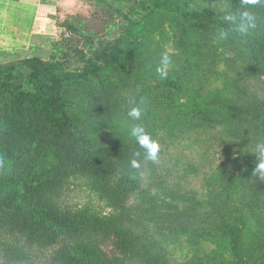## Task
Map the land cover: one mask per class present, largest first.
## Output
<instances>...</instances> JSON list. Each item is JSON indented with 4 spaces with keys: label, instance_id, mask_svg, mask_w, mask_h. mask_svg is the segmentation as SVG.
<instances>
[{
    "label": "trees",
    "instance_id": "16d2710c",
    "mask_svg": "<svg viewBox=\"0 0 264 264\" xmlns=\"http://www.w3.org/2000/svg\"><path fill=\"white\" fill-rule=\"evenodd\" d=\"M132 1L140 5L142 14L129 18V27L116 41L100 44L90 56L82 54L80 70L67 72L60 62L38 58L23 62L29 70L27 80H17L13 67L0 69V230L17 234L25 246L7 244L4 252L22 260L25 249H52L54 264H172L157 236L189 235L217 242L228 249L236 264H247L252 252L245 238L255 227L254 252L259 253L258 264H264V244L261 247L256 238L263 225H256L259 206L249 201L258 199L255 193L264 199V177L254 173L257 158L241 171L250 195L243 192L240 202L233 201L235 176L210 186L204 201L180 206L150 198L129 205L141 178L140 169H133L131 161L137 160L141 167L147 161L144 149L130 135L134 124H142L154 138L158 132L200 129L202 120H212L199 105L187 108L182 102L195 77L190 59L207 46L199 42L207 27L193 21L191 0H150L146 5ZM227 2L231 12L241 8L240 0ZM254 12L257 26L245 37L230 32L224 19L212 23L229 31V38L246 54L252 75L261 78L264 86V7L257 6ZM160 17L175 24L178 31L181 23L186 28L177 44L180 53L169 52L172 64L167 78L145 85V77L158 72L160 57L166 52L158 43L153 48L154 23ZM192 31L201 33L195 42L188 40ZM210 52L214 58L219 55L213 47ZM132 107L142 108L140 121L128 117ZM74 108L102 127L122 123L128 133L113 145L95 148L72 117ZM195 114L203 117L196 119ZM236 114L245 115L244 122L254 127L258 142H264V97L251 98ZM137 152L139 156L134 155ZM51 153L58 159L54 165L47 164ZM79 177L90 180L108 213L90 205L69 207L61 202L62 190ZM65 237L70 240L60 245ZM179 264L209 262L190 255Z\"/></svg>",
    "mask_w": 264,
    "mask_h": 264
},
{
    "label": "rangeland",
    "instance_id": "374dc122",
    "mask_svg": "<svg viewBox=\"0 0 264 264\" xmlns=\"http://www.w3.org/2000/svg\"><path fill=\"white\" fill-rule=\"evenodd\" d=\"M140 2L146 5L150 0ZM190 5L193 21L207 27L199 38V42H206L207 46L190 59L195 77L184 91L182 102L187 108L199 105L200 110L212 120H202L200 129L164 131L154 136L153 139L160 145L159 159L156 163L147 160L140 168L141 178L130 196V206L145 203L150 198L164 199L180 206L204 201L210 186L235 176L238 177L234 187L237 195L232 193L233 201L240 202L238 197L243 192L250 195L241 171L254 163L257 158L255 146L259 142L253 134L254 127L244 122L245 115L234 113L243 109L251 98L263 99L262 79L252 75L247 56L238 44L229 37L222 39L220 34L224 31L213 27L214 19H223L229 12L227 0H212L210 3L191 0ZM139 6L132 0H0V69L13 67L12 73L17 80H27L29 70L23 62L38 58L46 62H60L67 72H76L84 66L82 54L90 56L100 44L113 43L122 36L123 30L129 27V18L134 20L142 14ZM181 25L178 31L175 24L163 17L158 18L154 23L153 38L156 43L153 48L158 43L167 52L180 53L177 44L181 30L186 28ZM189 34L188 40L194 42L201 35L197 31ZM210 47L217 51V57L212 56ZM183 66L181 63L180 67ZM159 80L157 72L147 75L143 82L153 85ZM70 113L85 139L95 148L113 145L128 133L122 123L102 127L87 120L76 108ZM194 117L197 119V114ZM47 160L48 165L58 162L53 153ZM169 195L177 199L171 201ZM255 196L258 199L249 201L259 206L255 211L258 218L256 225H263L256 238L262 247L264 199L257 193ZM179 197H183V202L179 201ZM60 199L69 207L90 205L100 213H108L106 202L93 189L90 180L84 177L71 180L62 190ZM250 232L245 239L252 259L249 261L248 258L247 264H258L259 253L254 252L252 242L256 228L253 227ZM18 238L9 230H0V264H54L52 249H25L24 259H11L4 252V247L7 244L25 247L24 241ZM157 238L166 259L172 264H179L190 255H197L209 264H236L228 249L219 247L217 242L189 235ZM67 240L70 239H61L59 244L67 243Z\"/></svg>",
    "mask_w": 264,
    "mask_h": 264
},
{
    "label": "clouds",
    "instance_id": "9594fccd",
    "mask_svg": "<svg viewBox=\"0 0 264 264\" xmlns=\"http://www.w3.org/2000/svg\"><path fill=\"white\" fill-rule=\"evenodd\" d=\"M241 8L236 12H227L223 19L230 25V32H234L241 37H245L251 30H254L257 26L258 17L254 12V8L257 6L264 7V0H240ZM229 31H224L220 34L222 39L229 37ZM172 64V56L169 52L162 53L160 57V67L158 73L161 79H165L168 76V68ZM142 103V102H141ZM128 117L132 121H140L142 119L143 110L141 107H132L128 113ZM130 135L135 138L136 143L140 148L144 149L145 159L156 163L159 159L160 145L158 141L154 140L151 135L145 130L142 124H134L131 128ZM256 157L257 163L254 169V173L261 177H264V142L256 144ZM134 155L139 156L137 152ZM2 167V164H0ZM131 167L133 169H140L141 165L137 160L131 161Z\"/></svg>",
    "mask_w": 264,
    "mask_h": 264
}]
</instances>
